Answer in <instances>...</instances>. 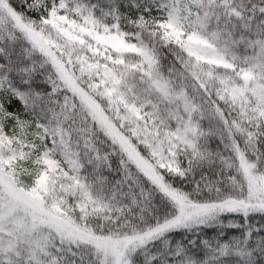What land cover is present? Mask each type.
Masks as SVG:
<instances>
[{
  "label": "snow or ice",
  "instance_id": "6c2138e0",
  "mask_svg": "<svg viewBox=\"0 0 264 264\" xmlns=\"http://www.w3.org/2000/svg\"><path fill=\"white\" fill-rule=\"evenodd\" d=\"M0 264H264V0H0Z\"/></svg>",
  "mask_w": 264,
  "mask_h": 264
}]
</instances>
